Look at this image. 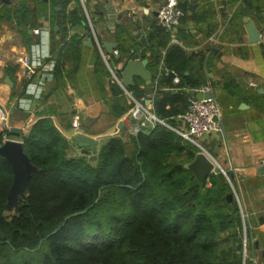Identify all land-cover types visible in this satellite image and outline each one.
<instances>
[{"label": "trees", "instance_id": "obj_1", "mask_svg": "<svg viewBox=\"0 0 264 264\" xmlns=\"http://www.w3.org/2000/svg\"><path fill=\"white\" fill-rule=\"evenodd\" d=\"M78 11L70 12V20ZM14 18L22 23L29 14L20 7ZM155 32L165 39L161 47L168 71L159 86L169 91H156L154 114L172 126L186 109V90L202 81L190 73L192 57L168 44L163 27ZM151 35L140 45L151 50L155 69L161 54L149 48ZM95 67L102 86L107 72ZM175 76L178 84L172 83ZM108 86L115 98L111 111L119 117L129 105L115 82ZM128 90L146 93L138 85ZM22 142L37 172L18 210L9 213L4 205L13 175L0 157V264H241V221L235 200L228 199L226 178L211 175L206 188L191 171L178 168L193 161L196 150L164 126L131 138L134 147L129 151L120 138H110L97 153L95 166L68 153L67 141L50 120L34 124ZM228 231L229 237L221 238ZM16 258L24 261L16 263Z\"/></svg>", "mask_w": 264, "mask_h": 264}, {"label": "crops", "instance_id": "obj_2", "mask_svg": "<svg viewBox=\"0 0 264 264\" xmlns=\"http://www.w3.org/2000/svg\"><path fill=\"white\" fill-rule=\"evenodd\" d=\"M177 1L182 11L174 33L177 43H169L168 32V44L180 46L192 57L190 73L202 81L196 89L186 90L187 98H194L189 91L198 92L203 86L211 88L222 125L221 135L211 134L199 141V145L214 163L215 172H225L236 188L249 223L251 217L254 219L251 235L255 246L251 257L260 253L264 264V165H260L264 159V0H248L247 5L242 0ZM161 2L10 0V7L0 2V106L9 113L11 129H21L23 134L22 137L9 135L12 140L22 141L34 124L45 119L65 138L69 154H82L83 150L72 140L74 134L70 129L71 118L78 111L83 120L81 134L96 139L98 151L110 138H120L125 146L132 144L131 138L135 136L130 132L134 123L127 113L133 102L126 92L138 102L144 98L141 104L154 114L156 91H169L159 86L160 79L168 74L163 65L166 49L161 47L165 39L155 32L160 26L156 10ZM20 7L29 14V20L22 23L14 18ZM144 8L148 13L143 12ZM74 9L79 11L70 20L68 15ZM236 12L242 15H234ZM244 17L258 29V42L249 43ZM149 34H152L149 48L161 54L155 69L150 66L151 50L144 51L140 45ZM104 42L116 44L111 53H107ZM42 46L50 52L55 67L53 78L30 115L14 103L26 96L19 60L35 59V48ZM115 49L124 51L122 58L113 55ZM134 59L148 61L150 85L135 77L132 86L138 85L146 91L143 95L129 91L132 87L118 85L110 72L122 85L121 66ZM97 64L108 73L102 86L95 76ZM175 77L178 82L172 79V83L178 84L180 79ZM110 81L121 88L129 105L119 117L111 111L115 98L109 90ZM179 125L174 118L169 126ZM181 141L194 147L195 155L200 152L193 144ZM231 195L234 200L232 189Z\"/></svg>", "mask_w": 264, "mask_h": 264}, {"label": "built area", "instance_id": "obj_3", "mask_svg": "<svg viewBox=\"0 0 264 264\" xmlns=\"http://www.w3.org/2000/svg\"><path fill=\"white\" fill-rule=\"evenodd\" d=\"M143 12L148 13V9L144 8ZM181 16L182 11L179 8L177 0H162L160 6L156 10V19L158 24L170 33V44L177 43L174 33H176ZM43 47L44 46L40 47V49L35 48L33 52V55L35 56L33 58L35 59H32L31 57H24L19 60V64L23 68L22 79L25 82L26 96L20 100H15L14 103L20 110H23L30 115L33 112L35 102L41 98L48 82H50L53 78L55 61L50 52L43 49ZM113 55L119 56L117 49L113 51ZM134 61H138V59H134ZM110 72L114 81L122 87L120 79L113 73V71ZM167 73L168 71L166 74ZM173 81L178 82V79L174 77ZM198 92L202 94L209 93L211 92V88L203 86L198 90ZM126 95L133 102L132 108L127 113L129 118L132 119L134 123L130 132L132 136H137L140 133H147V130H152L157 125H161L174 131L183 141L193 144L200 150V152L203 151L202 153L205 154L204 150L199 145V141L211 134H220L222 132V125L219 118V108L213 97L202 100L189 98L185 111L175 118V120L180 124L179 127L172 128L166 122L158 119L149 111L147 107L141 104L144 101V98H141L140 102H138L133 99L128 92H126ZM82 125V116L78 111H75L70 121V129L74 135L82 133ZM10 130L11 124L9 120V113L4 107L0 106V135L2 143L12 139L9 136ZM260 165H264V159L261 160ZM217 173L218 172L213 170L206 178L204 182L206 188H209L211 185L209 177ZM221 173L230 184L233 192V198L238 206L242 224V236L241 242L239 243V249L242 251V262L245 264L247 259V248L251 247L253 250L255 244L251 235L249 217L236 188H234L232 183L229 181L225 172L221 171ZM251 261L252 264H256L254 258H252Z\"/></svg>", "mask_w": 264, "mask_h": 264}, {"label": "water", "instance_id": "obj_4", "mask_svg": "<svg viewBox=\"0 0 264 264\" xmlns=\"http://www.w3.org/2000/svg\"><path fill=\"white\" fill-rule=\"evenodd\" d=\"M2 4H7L10 7V0H0ZM113 23V20H111ZM243 23L245 25V30L248 35L249 43H256L260 40L259 31L255 24L250 21L247 17L243 18ZM107 53H111V50L115 48L114 43H103ZM148 61L143 60H130L123 63L122 68V86L124 88H129L134 85V78L138 77L144 81L146 85L151 83V74L147 70ZM189 94L193 96L196 100L209 99L213 97L212 92L209 93H199L194 91H189ZM121 127V124L119 125ZM9 135L22 137L21 129H11ZM221 135V134H220ZM221 137V136H220ZM72 140L75 144L80 147L84 153H96L97 151V140L89 137L85 134H76L73 136ZM133 145H126L125 149L130 150ZM0 157L4 158L10 165L12 171V183L9 188V192L6 197V203L4 208L6 211H17L19 206L20 197L26 196L28 194V185L30 178L34 173L37 172V168L33 166L23 150V142L18 140H7L0 145ZM178 168H184L192 172L199 183H204L209 174L214 170L215 165L207 158V156L198 152L192 162L183 165H177ZM232 195H228L230 200ZM240 247V245H239Z\"/></svg>", "mask_w": 264, "mask_h": 264}, {"label": "rangeland", "instance_id": "obj_5", "mask_svg": "<svg viewBox=\"0 0 264 264\" xmlns=\"http://www.w3.org/2000/svg\"><path fill=\"white\" fill-rule=\"evenodd\" d=\"M104 67V66H103ZM104 70H105V67H104ZM106 71V70H105ZM108 74V73H107ZM103 79V78H102ZM108 80H110V78L108 77L107 78ZM103 82H105V79H103L102 80ZM97 149V148H96ZM99 151L97 150L96 151V153H93V152H91V153H82V154H70L71 156H73V157H76V158H81V157H83V158H85L86 160H88L89 162H91V164H92V166H95V164H96V162L97 161H95L96 160V157H97V153H98ZM178 162H183L184 160H183V158H181V159H178L177 160ZM219 173V172H218ZM220 174H222L221 172H220ZM9 212V211H8ZM12 213H13V211H11ZM11 212H9V213H11ZM248 214V213H247ZM239 217H240V214H239ZM248 217H249V215H248ZM249 220H250V218H249ZM240 221H241V218H240ZM253 224L255 225V221H254V219L251 217V221H250V227L251 228H253ZM241 229H242V224H241ZM241 229H240V235L242 236V233H241ZM254 230H255V226H254ZM256 231V230H255ZM231 232L232 231H228V233L227 232H225V233H222L221 234V238H227V237H229V235L231 234ZM228 234V235H227ZM225 244L226 243H224V244H222L223 246H225ZM240 247H239V245H238V251H237V253H238V255L240 256V258H241V260H242V258H243V256H242V251H240V249H239ZM251 251H252V249H251V247H248L247 248V259H246V264H251L252 263V258H254L255 259V263L256 264H263V262H262V258H261V255H260V253H256L254 256H252L251 257ZM23 258H24V260H25V262L26 261H28L27 259L28 258H26L25 259V256H23ZM23 260V261H24ZM23 261H19V259H17L16 258V263H22ZM248 261H249V263H248ZM33 262H34V264H35V262L36 261H34L33 260Z\"/></svg>", "mask_w": 264, "mask_h": 264}]
</instances>
